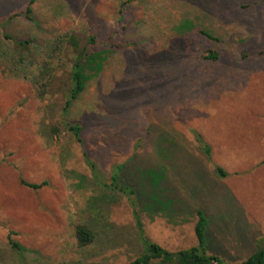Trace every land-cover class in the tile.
<instances>
[{
  "label": "rangeland",
  "instance_id": "1",
  "mask_svg": "<svg viewBox=\"0 0 264 264\" xmlns=\"http://www.w3.org/2000/svg\"><path fill=\"white\" fill-rule=\"evenodd\" d=\"M122 1L35 0L28 19L29 0H0V264H128L142 252L127 199L94 183L82 149L106 179L124 163L126 180H142L149 241L195 245L197 210L207 251L225 264L264 240V0H135L122 6L121 29ZM91 23L129 45L87 71L66 113L83 125L81 146L61 125L59 83L41 98L35 79L48 55H61L63 34ZM25 39L27 49L14 42ZM210 47L219 58H199ZM78 222L95 233L88 246L76 244Z\"/></svg>",
  "mask_w": 264,
  "mask_h": 264
},
{
  "label": "trees",
  "instance_id": "2",
  "mask_svg": "<svg viewBox=\"0 0 264 264\" xmlns=\"http://www.w3.org/2000/svg\"><path fill=\"white\" fill-rule=\"evenodd\" d=\"M135 0L122 1L120 7L119 23L120 28L126 27L123 23L124 15L122 14V6L127 2H133ZM35 0H29L24 15L30 19L31 5ZM188 25L186 21L187 28ZM183 28V27H182ZM197 33L203 37L211 40L218 41V38L209 33L206 29L197 28ZM65 45L61 52V55L57 54L48 55L49 60H44L41 65L39 64L36 70L35 86L37 94L41 98L47 97L48 93L55 95L56 92L50 90L53 86L59 83V100L62 102L61 106V125L64 130L70 135V137L77 144H83V125L78 121H71L66 117V113L71 107L74 99L83 92L86 86L87 80L90 78L87 71H93L97 74L101 71L103 62L105 60V54L108 49H115L128 46L129 43H115L111 35L100 34L98 31V25L91 23L87 29L83 32L69 31L63 34ZM15 44L22 49H27V44L30 43L28 39L15 40ZM219 51L216 48H206L200 54L199 58L215 61L219 58ZM65 66V74L58 75V68ZM54 90V89H53ZM49 128L52 134L56 137L60 135V128L57 124L49 123ZM200 136V134H196ZM196 142L199 144V150L209 156V146L203 142L201 138H196ZM82 155L87 165V169L90 171V177L97 182L101 187L110 192L119 193L124 196L130 207L133 217L134 225L138 232V241L142 246V252L139 256L135 257L128 264H225L222 259L216 254L209 253L207 251L206 241V228L208 225V219L202 210H197V219L194 225V233L196 236V244L185 249H179L176 251H170L162 247L161 245L149 241L144 234L143 222L139 211V196L140 188L144 186L140 179L137 186L134 181L129 182L123 177V169H125L124 163H117L110 169L109 178H105L103 174L98 170L96 164L89 158L85 149H82ZM219 171H222L220 167H217ZM141 178V177H140ZM24 185L32 188H40L43 183H25ZM138 192V193H137ZM103 212L101 207H97ZM74 239L78 247H85L90 245L95 238V233L91 227L86 223L78 222L73 225ZM10 235L6 236L9 245L12 248L20 250L21 247L14 242ZM236 264H264V240L259 243L257 249L251 253L246 259Z\"/></svg>",
  "mask_w": 264,
  "mask_h": 264
}]
</instances>
